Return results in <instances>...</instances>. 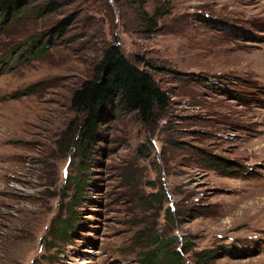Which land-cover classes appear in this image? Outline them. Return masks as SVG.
<instances>
[{
  "label": "rangeland",
  "instance_id": "rangeland-1",
  "mask_svg": "<svg viewBox=\"0 0 264 264\" xmlns=\"http://www.w3.org/2000/svg\"><path fill=\"white\" fill-rule=\"evenodd\" d=\"M49 1L0 19V264H140L151 228L191 240L188 264L201 249L215 251L204 264H264V0H54L41 13ZM110 43L170 103L150 124L125 112L104 125L77 224L55 240L78 174L71 94Z\"/></svg>",
  "mask_w": 264,
  "mask_h": 264
},
{
  "label": "trees",
  "instance_id": "trees-1",
  "mask_svg": "<svg viewBox=\"0 0 264 264\" xmlns=\"http://www.w3.org/2000/svg\"><path fill=\"white\" fill-rule=\"evenodd\" d=\"M30 0H0V19L25 12ZM54 0H50L41 8L42 12H51L57 7ZM143 17L146 12L141 10ZM152 18H148L147 25H153ZM68 20L58 22L55 26L56 32L47 37L45 48L55 43L56 36L64 33ZM149 66H152L149 64ZM170 103L168 94L159 86L152 74L143 67L131 63L123 54L117 43H110L102 50L101 57L97 63L95 72L89 78L84 79L72 92L70 98L71 107L76 116L65 133H69L65 139V151L79 157L76 175L69 174L64 180V196L73 186L74 193L70 195L65 207L68 210V217L59 218L53 230L55 240L67 238L77 222L76 214L72 210V204L82 199L85 193V184L88 182V173L91 163L97 158L90 159L97 144L106 139L103 127L115 116L134 112L143 123L150 124L163 114ZM64 138V136H63ZM74 164V161H73ZM206 164L212 168L224 166L222 160L206 159ZM163 194L156 191L150 196L149 203H161ZM164 217L173 222V212L170 207L164 212ZM146 235L145 242L148 249L140 254V264H188L185 262L184 254H188L193 248L189 239L181 241L174 233L155 231ZM196 261L204 263L211 260L215 251L201 249L192 252Z\"/></svg>",
  "mask_w": 264,
  "mask_h": 264
}]
</instances>
